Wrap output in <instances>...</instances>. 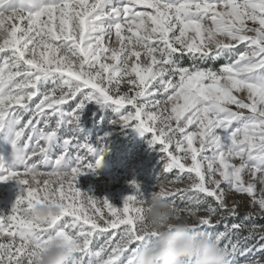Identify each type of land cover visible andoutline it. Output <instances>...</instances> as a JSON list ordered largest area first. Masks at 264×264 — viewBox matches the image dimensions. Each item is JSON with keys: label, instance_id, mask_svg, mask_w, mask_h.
<instances>
[{"label": "snow or ice", "instance_id": "obj_1", "mask_svg": "<svg viewBox=\"0 0 264 264\" xmlns=\"http://www.w3.org/2000/svg\"><path fill=\"white\" fill-rule=\"evenodd\" d=\"M87 103L114 106L117 123L159 146L165 176L150 198L194 220L228 264L264 261V225L246 223L264 218V0H0V134L12 148L0 183L22 192L0 216V264H32L53 237L74 264H134L138 246L155 236L144 217L150 198L135 181L120 207L78 188L102 159L81 154L96 152L87 140L67 137L50 158L57 129L77 125ZM229 193L247 196L255 214L228 224L239 215ZM45 202L58 212L24 214Z\"/></svg>", "mask_w": 264, "mask_h": 264}, {"label": "rangeland", "instance_id": "obj_2", "mask_svg": "<svg viewBox=\"0 0 264 264\" xmlns=\"http://www.w3.org/2000/svg\"><path fill=\"white\" fill-rule=\"evenodd\" d=\"M56 23L58 24L59 21L57 20ZM221 63H223L222 60L218 61L216 66ZM185 64H187V60H185ZM52 87L54 85L49 83L41 91ZM42 98V96L34 97L29 102V107L35 109L36 104ZM80 99L78 94L75 99L64 105L65 109L71 110L79 103ZM126 107L130 108V106ZM31 115V112L25 113L22 119L27 121ZM79 115L80 119L77 125H64L57 129L56 141L52 142L48 148L50 158H54L63 151V140L67 137L74 138V143L87 140L95 147L96 152L87 156L85 150H79L81 154L85 155L86 160L93 164L96 158L102 157V159L99 166L79 177L78 188L82 192L97 199H107L113 206L120 207L126 196L135 194L130 183L135 181L143 198L149 199L150 194L156 190L155 185L160 184V180L165 176L159 146L148 143L150 139L148 134L141 135L134 128L117 123L119 114L110 104L87 103ZM69 152L73 156L77 154L74 148H70ZM0 160L5 161L6 166L12 160L11 144L3 134H0ZM173 175L168 174L169 179ZM178 186L183 187V185ZM21 194V186L15 181L0 183V216H7L10 213L14 202ZM228 201L230 206L233 201L239 202V215L235 219L227 220L228 224L238 223L243 220L245 213L255 214L257 211L256 208L250 207L247 196L229 193ZM177 203L180 202L177 201ZM104 213L107 214V209H104ZM246 223L264 225V218L255 217ZM223 230L224 222H221L216 226L215 231ZM241 235H247V233L244 232ZM258 239L259 237L249 243H256ZM0 242H3L2 237H0ZM103 242V237L98 239L99 244ZM223 243H227V241ZM236 259L237 264H245V261L255 259V257L237 256Z\"/></svg>", "mask_w": 264, "mask_h": 264}, {"label": "clouds", "instance_id": "obj_3", "mask_svg": "<svg viewBox=\"0 0 264 264\" xmlns=\"http://www.w3.org/2000/svg\"><path fill=\"white\" fill-rule=\"evenodd\" d=\"M155 187L159 190L162 185ZM23 211L30 219L42 220L55 215L58 209L45 202L31 204ZM144 217L148 230L155 236L138 246L134 264H228L227 253L215 239L193 230L195 221L183 214H174L167 201L151 197L144 205ZM32 264H74V257L53 237L35 252ZM253 264H264V261L257 260Z\"/></svg>", "mask_w": 264, "mask_h": 264}]
</instances>
